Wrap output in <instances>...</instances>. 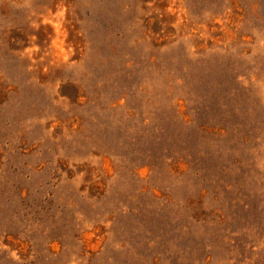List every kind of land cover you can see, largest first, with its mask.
Returning <instances> with one entry per match:
<instances>
[{
	"label": "rangeland",
	"instance_id": "obj_1",
	"mask_svg": "<svg viewBox=\"0 0 264 264\" xmlns=\"http://www.w3.org/2000/svg\"><path fill=\"white\" fill-rule=\"evenodd\" d=\"M0 264H264V0H0Z\"/></svg>",
	"mask_w": 264,
	"mask_h": 264
}]
</instances>
